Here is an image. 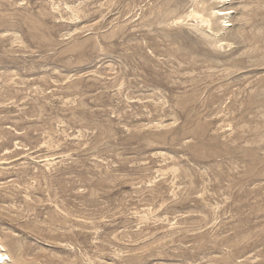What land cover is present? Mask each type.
Listing matches in <instances>:
<instances>
[{"label":"rangeland","instance_id":"rangeland-1","mask_svg":"<svg viewBox=\"0 0 264 264\" xmlns=\"http://www.w3.org/2000/svg\"><path fill=\"white\" fill-rule=\"evenodd\" d=\"M0 242L264 264V0H0Z\"/></svg>","mask_w":264,"mask_h":264},{"label":"bare ground","instance_id":"bare-ground-1","mask_svg":"<svg viewBox=\"0 0 264 264\" xmlns=\"http://www.w3.org/2000/svg\"><path fill=\"white\" fill-rule=\"evenodd\" d=\"M203 4V3H202ZM224 10V9H222ZM225 12H227L226 10H224ZM224 11H212L211 15L212 16H215L216 14L218 15H223L224 13H220V12H224ZM196 12V11H195ZM200 12V11H199ZM199 12L196 13V17H202V13L201 15L199 14ZM195 16V14H194ZM212 16L211 18H206V23H208L210 25V23L212 22ZM225 16V15H224ZM208 17V16H207ZM220 17V16H219ZM221 18V17H220ZM201 21V20H200ZM203 23V21L201 22ZM205 23V24H206ZM213 23V22H212ZM218 23V22H217ZM201 25V24H200ZM213 25V24H212ZM212 27V26H211ZM0 264H14L11 256L9 255V253H7V251H5V248L3 245H1V242H0Z\"/></svg>","mask_w":264,"mask_h":264}]
</instances>
